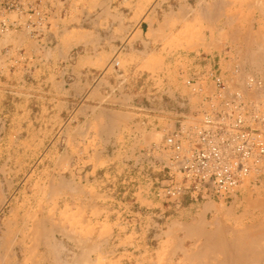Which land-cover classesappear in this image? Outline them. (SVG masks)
<instances>
[{
  "label": "rangeland",
  "instance_id": "374dc122",
  "mask_svg": "<svg viewBox=\"0 0 264 264\" xmlns=\"http://www.w3.org/2000/svg\"><path fill=\"white\" fill-rule=\"evenodd\" d=\"M0 16L17 23L0 37V264L263 263L238 240L264 224V168L174 201L158 148L210 109L211 71L264 143V0H0Z\"/></svg>",
  "mask_w": 264,
  "mask_h": 264
},
{
  "label": "built area",
  "instance_id": "2783aa9c",
  "mask_svg": "<svg viewBox=\"0 0 264 264\" xmlns=\"http://www.w3.org/2000/svg\"><path fill=\"white\" fill-rule=\"evenodd\" d=\"M8 2L2 6L4 14L12 7ZM32 8L28 4L27 12ZM10 27L17 23L0 16V37ZM207 81L214 91L204 98L210 109L202 111L199 121L167 135L158 148L166 156L161 193L170 200L227 198L250 173L264 168V143L259 133L248 130L241 113L246 105L241 92L231 90L214 71L207 73ZM186 85L195 90L192 80ZM246 85L261 88L262 82L248 78Z\"/></svg>",
  "mask_w": 264,
  "mask_h": 264
},
{
  "label": "bare ground",
  "instance_id": "6f19581e",
  "mask_svg": "<svg viewBox=\"0 0 264 264\" xmlns=\"http://www.w3.org/2000/svg\"><path fill=\"white\" fill-rule=\"evenodd\" d=\"M208 224V223H207ZM206 224V225H207ZM262 224V223H261ZM213 225V224H212ZM256 225V224H255ZM252 226V225H251ZM253 227V226H252ZM255 227V226H254ZM229 228V227H228ZM221 229V228H220ZM232 231V230H231ZM200 232V231H199ZM203 232V231H202ZM224 232H225V230H224ZM225 233H227V230H226V232ZM236 233V232H235ZM238 233V232H237ZM234 234V233H233ZM234 236H236V235H234ZM233 236V237H234ZM262 236H264V224L261 226V227H258L257 229H249V228H247L244 232H243V234H242V236H240V238H239V240H238V242L240 243V244H244L245 243V245H246V247L247 248H245V251L247 252V254L246 255H248V257H250L251 255H250V253L248 252V251H254V253L256 254V256H257V258L260 260V262H263L262 264H264V244L263 245H261V241H260V238L262 237ZM236 238H237V236H236ZM212 240V239H211ZM210 240V241H211ZM246 240L248 241L247 242V244H246ZM213 241H215V240H213ZM259 241L261 242V243H259ZM207 243V242H206ZM212 243V242H211ZM225 243V242H224ZM224 243H222V244H224ZM226 244V243H225ZM218 245V244H217ZM251 245V246H250ZM254 245V246H253ZM224 246H227V245H224ZM260 247V248H259ZM222 248V247H221ZM233 248H235V247H233ZM243 249V248H242ZM221 250V249H220ZM229 250H230V248H229ZM222 251V250H221ZM220 251V252H221ZM205 252H207V251H205ZM211 252V251H210ZM234 252V251H233ZM237 253V252H236ZM249 253V254H248ZM235 254V253H234ZM254 254V255H255ZM227 255V254H226ZM230 255H232V258H233V254H229L228 256H230ZM250 255V256H249ZM227 256V258L229 259V257ZM236 256V255H235ZM226 257V256H225ZM231 258V257H230ZM233 260V259H232ZM231 260V261H232ZM238 260V259H237ZM227 261V260H226ZM235 261V260H234ZM233 261V262H234ZM218 262V261H217ZM228 262H229V260H228ZM232 262V263H233ZM238 263V261H235V263ZM251 262V261H250ZM255 262V261H254ZM254 262H252V263H254ZM224 263V262H223ZM236 263V264H237ZM239 263H241V262H239ZM255 264H257V263H255Z\"/></svg>",
  "mask_w": 264,
  "mask_h": 264
}]
</instances>
